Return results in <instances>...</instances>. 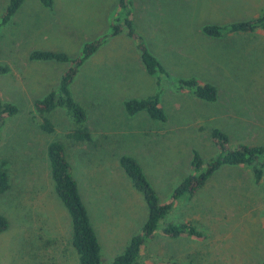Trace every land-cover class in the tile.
I'll use <instances>...</instances> for the list:
<instances>
[{
	"label": "rangeland",
	"instance_id": "374dc122",
	"mask_svg": "<svg viewBox=\"0 0 264 264\" xmlns=\"http://www.w3.org/2000/svg\"><path fill=\"white\" fill-rule=\"evenodd\" d=\"M8 0H0V15ZM118 0H38L22 4L0 25V100L17 112L0 129V161L9 188L0 194V264H76L70 221L49 177L46 147H66L71 175L87 210L103 258L110 264L140 232L147 210L121 167L131 157L161 204L201 162L217 155L213 129L231 147L264 146V34L211 38L204 25L255 18L264 0H130L132 28L166 77L145 73L136 41L124 30L110 36ZM104 37L77 69L68 89L83 110L90 141L70 145L72 119L65 108L49 113L53 132H42L33 102L58 86L69 62L29 60L35 50L60 52L71 61L84 44ZM193 78L216 89L214 102L173 86ZM157 95L164 122L144 112L128 115L123 103ZM165 222H189L199 237L156 234L140 253L142 264H259L264 254V168L253 182L243 166H221L194 197L172 204Z\"/></svg>",
	"mask_w": 264,
	"mask_h": 264
},
{
	"label": "trees",
	"instance_id": "16d2710c",
	"mask_svg": "<svg viewBox=\"0 0 264 264\" xmlns=\"http://www.w3.org/2000/svg\"><path fill=\"white\" fill-rule=\"evenodd\" d=\"M45 7L50 8L52 0H38ZM22 4V0H8L0 15V25L7 23L10 17ZM130 0H118L117 12L110 26V36H117L124 30V34L136 41L139 60L146 74L156 76V83L161 76L166 77L165 69L160 62L148 53L141 38L134 32L129 12ZM203 34L211 38H221L227 35L264 34V11L255 18L230 22L224 25H204ZM104 37L95 39L83 45L79 55L69 60L60 52L35 50L29 53L28 59L34 61L69 62L70 67L61 76L58 86L52 88L44 97L33 102V109L40 119L38 128L47 134L53 132V125L49 122V113L63 107L69 113L72 122L65 138L70 145H80L90 141V134L86 126V118L82 108L74 102L69 92V85L76 75L77 69L90 58L102 43ZM6 67L0 66V74L6 72ZM173 86L180 92H186L205 102H214L217 98L216 89L209 83L197 81L193 78H179ZM128 115L144 112L150 120L164 122L166 115L159 105L157 95L143 99H131L123 103ZM17 112L14 105L0 100V129L7 117ZM210 137L215 141L217 155L208 162H201L196 153L190 162L191 173L185 176L173 189L170 201L161 204L146 181L139 165L131 157H121L119 166L130 180L132 187L138 191L145 203L147 215L140 232L132 236L119 255L110 264H142L140 253L156 234L172 239L181 237H199V232L189 222H165L164 218L171 210L172 204L179 198H192L202 188L211 173L221 166H243L250 173L254 183L262 177L264 168V146L239 144L231 147L223 133L211 130ZM46 159L49 167V177L53 191L60 205L70 221V246L77 256L76 264H102L100 248L95 232L91 226L87 210L81 200L76 181L71 175V167L67 160L66 147L60 142H50L46 147ZM9 188V180L4 169V162L0 161V194ZM7 228V220L0 215V234ZM259 264H264V254Z\"/></svg>",
	"mask_w": 264,
	"mask_h": 264
}]
</instances>
